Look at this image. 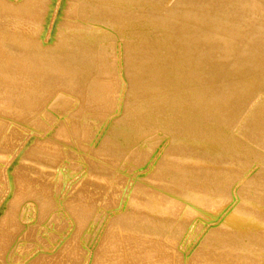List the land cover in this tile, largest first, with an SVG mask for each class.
I'll use <instances>...</instances> for the list:
<instances>
[{
    "label": "bare ground",
    "instance_id": "1",
    "mask_svg": "<svg viewBox=\"0 0 264 264\" xmlns=\"http://www.w3.org/2000/svg\"><path fill=\"white\" fill-rule=\"evenodd\" d=\"M59 1L61 5L68 0ZM170 1L172 0H79L73 15L80 20L84 16L85 20L81 21L91 25H61L60 33L68 29L72 34L69 33L68 38L45 44L43 41L46 26L51 28L55 24L54 29H58L53 20L50 25L47 22L51 10L48 0H18V3H14V0H0V28L3 30L0 38V84L5 85L4 91H0V111L9 110L13 121L20 115L21 107H26L29 115L33 114L38 101L48 90L62 89L67 90L66 93L70 91L79 95L82 98L83 110L90 108L95 113L104 111L102 101H113L108 97L109 94L102 95V90L107 86L106 81L111 76L105 71L106 63L100 46H104L100 43H105L111 36L97 28V25L114 32L118 40V51H122L125 45L127 52L125 70L129 82L127 79L124 87H127L128 104L124 107L122 120L116 126L121 125L128 129L131 127L132 131H129L133 132L138 128L142 130V125L145 124L143 130L147 131L146 128H149L150 124L163 123L166 112L171 114L168 121L171 128L169 126V129L165 130L168 131V138L165 142L161 141L168 147L165 151L159 150L158 154L162 152V159L160 157L157 166L148 164V169L152 168L151 171L147 177L138 179L143 183H136L128 192L135 176L131 179L127 176L124 181L121 179L123 182L118 189L115 188L114 193H104L113 199L125 195L119 202V207L120 210L126 209L112 220L107 227L108 232L103 243L91 253H87L82 264H227L226 260L230 259L238 264V261L246 259L249 262L255 252L264 253V239L259 238L262 233H258L259 237L254 235L249 238L246 231L250 227L247 230L244 227L246 231L242 230L248 220L256 221L259 224L257 226H261L260 220L264 218L261 214V209L264 208V193L259 192V197L257 196L258 190L251 178L252 181L248 184H251L250 187L255 185L253 190H256L255 193L250 191L254 193L252 196H249L250 192L249 195L247 192L246 196L244 194L243 189L247 185L238 190L236 187L231 189L234 177L239 176H236V171L242 168L247 158L251 159L247 160V163L252 161L257 165L261 160L264 161V155L258 153L260 149H252L249 141L250 135H260L259 142L264 153V100L251 108V101L264 94V78L259 79L264 71V0H178L176 9L170 12L171 19L168 22H163L159 15H155L147 24L137 20L133 13L123 10L124 4L143 8ZM126 28L131 30L126 31ZM151 52L155 53V59L152 66H147L145 57ZM16 62L23 63L24 68L20 66L11 69L12 64ZM171 72L177 73L172 79L169 78ZM262 75L264 77V73ZM31 81L32 85L29 86ZM178 85L182 86L181 92L184 91L180 96L175 94V87ZM59 106H56L57 110ZM245 106L246 111L253 109L251 114L246 118L238 116L233 125L232 114L240 113ZM54 109L55 106L48 108L49 111ZM147 116L151 118L148 120ZM65 125V131L72 138L75 131L73 126L68 123ZM115 129L116 127L112 131ZM152 129L154 130L155 126ZM156 130L162 131L155 129L154 133ZM136 131L133 132L134 135ZM151 131L147 132V135ZM143 132H139V135ZM130 137L128 138L132 139V135ZM139 138L136 140L133 136L135 140L131 142L139 141ZM253 140L254 138L251 139ZM129 142L130 140L127 144ZM121 145L123 147V144ZM134 145L130 147L133 148ZM153 145L157 144L153 143L151 146ZM78 147L81 148L80 145ZM157 147L148 148L153 150L152 148ZM149 155L150 153L147 156ZM137 156L139 159L140 155ZM153 158L155 159V155ZM131 159L138 161L134 157ZM141 163L138 166H141ZM153 163L155 164L154 161ZM34 164L39 177L51 176L43 171L47 169L40 163ZM13 171L14 169L11 173ZM108 172L106 174L109 176L105 173L89 172L85 180L90 182L89 184H98L108 190L109 177L112 178L109 174L112 172ZM199 172H203L200 173L201 177ZM204 172L216 176L214 179L219 176L224 178L211 182L210 177L203 181ZM262 172L258 174L261 173L262 176ZM9 173L6 174V188L11 190L18 185L19 172H14L13 176ZM259 175H256L257 178H260ZM204 176L207 178V175ZM256 176L254 174L253 178ZM261 178L257 180L258 183ZM50 179L48 178L49 181ZM191 184L196 187H190ZM26 185V180H21L19 190L25 192ZM249 186L247 188H250ZM97 189L104 190L101 187ZM47 191L50 192L49 188ZM47 193L34 190L32 196H48ZM98 197L100 198L101 194ZM97 199H92L89 190L82 186L68 200L73 216L79 223L82 222L75 233L87 224L85 210L93 206ZM238 201L239 204L234 206ZM113 204L115 205V202ZM11 210L12 208L7 206L0 210V224L3 225L6 219L11 217ZM38 212L43 213V210L39 208ZM258 213L263 217L260 215L262 218H258ZM253 221H250L252 225ZM186 222H202L205 228L217 222L218 226L210 230L194 252L186 254L185 251L180 253L177 250V243L186 242L188 239L187 236L181 239V229L185 228ZM26 231L27 229L13 226L5 233V238L11 235L15 238L18 233L25 234ZM244 231L248 240H244L246 243L241 245ZM79 244L72 239L64 245V249L58 250L54 255H33L29 264H72V254L78 250ZM8 247L5 250H8ZM47 248L46 245L45 251H48ZM233 251H241L243 254H234ZM2 253L3 258L4 254H8L4 251ZM244 253L247 255L244 256ZM260 256L262 255H259V258L253 257L252 261H261ZM9 257H5L6 260ZM3 258L0 255V264Z\"/></svg>",
    "mask_w": 264,
    "mask_h": 264
},
{
    "label": "rangeland",
    "instance_id": "2",
    "mask_svg": "<svg viewBox=\"0 0 264 264\" xmlns=\"http://www.w3.org/2000/svg\"><path fill=\"white\" fill-rule=\"evenodd\" d=\"M48 1H49L51 10L48 14L47 22L50 25L51 21L53 20L54 22H56L58 29L57 30L54 29L56 26L55 24H53L51 28H48V26H46L47 28L45 29V40L43 41V43L45 44L54 43L57 40H60L62 38H66L67 36H69L70 30L68 31V29H66L63 33H60L61 31H59V28L61 25L70 26V25L81 24V23L83 24V26L91 25L88 22L81 21V20H85L83 19L84 16L80 20V18L76 19L75 16L73 15L75 6L77 5V2L79 0H68L67 2L61 5H60L59 0H48ZM177 1L178 0H172L170 1V3H163L162 5L154 4V5L145 6V7L143 6V8H137L132 4L130 5L124 4L123 10L127 13L128 12L133 13L134 17L137 18V20H140L141 22L146 23V24L148 21L153 20L155 15L157 16L159 15L158 17L161 18L163 22H168L171 19L170 12L173 11V9H176L175 4L177 3ZM14 3H18V0H14ZM158 12H161V14H157ZM96 27L104 30L105 32L109 33L111 36L109 40L106 41L105 43L104 42L100 43V44L103 43L104 46L97 44L98 46L99 45L102 46L101 47L103 51L102 54L104 55V59H105L104 62L106 63L105 71L109 76H111L106 81L107 86L104 87V91L102 90V95L105 93L109 94L108 97L112 99L113 101L111 100L109 101L107 100L105 102L102 101L101 104H102V107L104 108V111H102L101 113H95V112H92L93 110L90 108H86L83 110L81 96L76 95L70 91H68L70 94L66 93L67 90L65 91L62 89L46 91V93H44L42 97L40 98V100L38 101L37 106L35 108L36 110L33 112V114L29 115L28 109L26 107H21L19 111L20 115L16 116L18 118H15L14 121L9 116L10 115L9 110L0 111V210L7 206L10 209L12 208L11 211L13 213L12 214L13 216L11 215L10 218H7L3 225L0 224V240L3 238L1 240L3 242L0 241V253H1L0 255L3 258L2 251L8 254H10L11 252L10 255L7 254L8 256L4 254V258L9 257V256L10 257L9 259L7 258V260L6 258L5 259L3 258L2 261L4 263L2 262V264H6V263L8 264H29L33 255L34 256L42 255V254L54 255V253L57 252L58 250L64 249L65 248L64 245L72 241V239H75L76 242L80 244L78 245V250L72 254L71 263L72 264H82L83 259L87 256V253H91L94 249H96V247L99 244L103 243L102 241H104L107 236L108 225H110L112 220L115 217L121 215L124 212V209H126V208H122L120 210V207H119L121 204L119 202H121V199L124 198L125 195H120L119 197L116 196L113 199L112 197L109 198V195L108 196L104 195V193L106 191H107L106 192L107 194L114 193L113 191H115V188L118 189L120 187V184L124 181V178H126L127 176H129L127 178H130V179L133 177V175L135 176L134 177L135 180L130 185V189L128 188L129 189L128 192L131 190L132 187H134L136 183L142 184L143 182H140L139 180L141 179V177L142 179L143 177L144 178L147 177L148 173L152 169V168L148 169L149 165L150 166L152 165L153 167L154 165L157 166L158 162L162 159V152L158 154L159 150L165 151V149H167L168 147L167 144L163 145L162 142H165L168 138L167 137L168 131H165V130H168L170 126L169 125L170 122H168L171 117L170 112L165 113L166 119L163 123L158 122L157 124H150L151 126H149V128H146L147 131H144L146 127L145 124L142 125L144 130L141 126L140 128H142V130L139 128L138 130L136 128L138 131V134H137V131L134 129V131H136L135 135L133 133L134 131L131 132L132 131V129H130L131 127L128 129L127 127H124L121 125H118V127L116 126L117 124H119L120 120H122L124 107L128 104L127 87L126 86L124 87L127 79L129 82V78L127 77V71L125 70V60H126L125 58L127 56L126 54L127 52L125 51L126 47L124 45V48L121 49L122 51L119 52L117 45H116L118 40H117V36L115 35V33L100 25H97ZM130 30L131 29L126 28V31H130ZM2 33H3V30L2 28H0V38L3 35ZM153 56L155 57V53L153 52L148 53L146 55L145 61H146L147 66H152L151 64L153 63L155 59V58L153 59ZM20 66L21 68H24L23 63L20 64L19 62H16L12 64L11 69L14 70L16 68H19ZM120 69L122 71H120ZM262 72L264 73V71ZM175 74L171 72L169 75V78L172 79ZM262 74L259 76V79L261 78L260 80H263L262 78H264ZM31 83L32 81L28 83L29 86L32 85ZM209 85L211 87V83ZM181 87L182 86L180 85L175 87L176 96H180L181 94H183L184 91L181 92L182 90L180 89ZM4 88H5V85L0 84L1 93L4 91ZM155 95H159V93H155ZM263 100H264V94H261L259 97L251 101L252 107L251 105L250 107L254 108L253 106H257L258 103L262 102ZM54 106H55V109L53 111L48 110V108L50 107L54 108ZM56 106H59L58 110H57L58 107ZM117 107H120V109H117ZM251 110L246 111V106H245L243 107V110L240 112L241 114L240 113L236 114L234 112L236 115L232 114L233 125H234V122L237 121V119L240 116L243 118L249 117V115L252 112ZM43 113L45 115H43ZM234 116L235 118L237 117L236 120H234L235 119ZM147 118L149 120L151 117L147 116ZM65 123H68L69 125L73 126V130H75L73 131V134L75 137L73 135H72V138L71 136H68L67 132L65 131L66 126H67L65 125ZM152 125L155 126V129H159L162 131L159 132L156 130L157 132L154 133L155 129L154 130L152 129L154 127ZM114 126L116 127L117 131H115L116 129L112 131V129L115 128ZM121 128H124V130ZM80 129L83 131H81ZM149 130L151 131V133H148L147 135V132H150ZM109 131H110V134H109ZM164 131H165V134H163ZM139 132H143V133H140L139 135ZM111 133L112 135H115L117 137L112 136ZM130 134L132 135V139L128 138L131 136ZM109 135L111 138L109 137ZM121 135L123 136L121 137ZM124 135H125L126 140L124 138ZM143 135H146V136H143ZM133 136L135 137V139L136 138L138 139L141 136L142 137L139 138V141H135L136 142L135 143L133 142L135 140L133 139ZM250 136L251 137L249 141L251 142L250 145H252L251 146L252 149L256 150V147H258L257 151L259 149L261 150V146L259 142V140L261 139L259 138L260 135H258L259 137H257V135L256 136L254 135V137L253 135H250ZM73 137L76 140H74ZM252 137L254 138L255 141L254 140L251 141V139H253ZM127 138L128 140H130L128 144H127V141H128ZM111 139L116 140V142ZM122 139H123V142H122ZM118 140L120 143L118 142ZM131 140H133L132 141L133 143L131 142ZM73 141L74 142L77 141L76 143H79V144H76ZM111 141L113 142L111 143ZM117 142H118V145L120 144V146L118 145L115 146ZM254 142H256V144L253 145L252 143ZM109 143H110V146L112 145L111 149H110ZM153 143L157 145L151 146ZM121 144H123V147H121L122 146ZM132 144H135L133 148L132 146L130 147V145ZM79 145L82 149L81 148L78 149ZM127 145L129 146L128 149H127ZM117 146L118 148L121 147L122 150L119 148V151H118ZM147 146L149 148L157 147V146L158 147L152 148L153 150H151ZM76 148L78 149V151ZM260 150L258 151V153H260L261 155L262 154L264 155L262 150L261 151ZM143 151L146 153H144ZM136 152L137 153L139 152L138 154L141 157ZM149 153L150 155L147 156ZM151 153L153 157L155 155V159L151 156ZM135 154L136 156L137 155L139 156V159L140 158L142 159L139 161V159L136 158V156H134ZM141 154H143V156L145 154L146 155L143 157ZM112 156L114 157L116 156V157L112 158ZM133 157L134 159H138V161L132 160L131 158ZM145 157L148 160H145L146 159ZM247 160L248 161L251 160L250 157L249 159L247 158ZM247 160H245V164L242 166V168L236 171V176L237 175L239 176H237V178L234 177V179H233V176L235 174L231 176L232 178L230 180L232 181L233 179V183H234L233 184L232 182H230V184L231 183L233 184L231 189L233 187H236V189L238 190L244 187V185H247V187L249 185L251 186V184H248V183H251L252 181L250 180L251 178L253 179V181H255L256 190H258V192L255 190L256 194L257 193L259 194V192L264 193V189H263L264 182L262 181L264 180L263 178L264 172H262V169L264 170V167H263L264 161L261 160V163H258L259 165L258 166L252 161L247 163L248 162ZM133 161L135 162V165ZM153 161L155 162V164L153 163ZM34 162H38L43 167H45V169L47 170H43V171H46V173H48L51 176L46 177V175L45 176L42 175V177H39L38 170H35L34 168L36 167ZM139 162L140 163L142 162L141 166H138L140 165ZM248 164H250L251 166ZM136 166L138 167L136 168ZM12 169H14L13 173H11ZM108 170L109 172H112L115 174L109 173ZM135 171H137L138 173ZM260 171L262 172L263 177L260 176L261 173L260 175L258 174V172ZM14 172L16 173L19 172L18 173L19 174L18 185L16 184L15 188L8 190L6 188V184H7L6 174L9 173L11 176H13ZM89 172H96L98 174L105 173L106 176L108 175L106 174L107 172L111 174L110 176L112 178L109 177L110 189L108 188L107 190L105 189L106 187L103 188L101 185H98V184L93 185V184H89L90 182H86L85 177ZM200 173L202 174L203 172H199V175ZM254 174L255 176L259 175L260 178L262 177L261 182L260 181L259 183L257 182V180H260L259 177L257 178L256 176L257 180H255L256 178H253ZM204 175H207V178H205L206 176ZM204 175H203L204 179L200 178V180L203 179L204 181L212 177L211 179H209V181L211 180V182H214L216 181L217 178L218 179L224 178L218 175L219 177L214 179V177L216 176L213 177L211 173L207 174L205 172H204ZM48 178L49 179L51 178L50 181L48 180ZM121 179L123 181H121ZM227 179H228V176H227ZM21 180H26L27 185H26L25 192L19 190V184L21 183ZM118 180H120L121 182L119 183ZM111 181H113V183ZM261 184L263 185V187ZM187 185L189 186L190 184H187ZM193 185L191 184L190 187H192ZM82 186L89 190L90 194L92 195V199L96 200L97 198H99L98 196H100V194H101V197L99 198V200L97 199L98 200L97 202L94 201L95 204L93 206L91 205L90 208L88 209L84 208L86 209L84 214L87 216V220H86L87 224L79 232L75 233V230L80 226L82 222L79 223L77 219L73 216L72 212L69 209L70 205L68 204V200H70V198L78 190H80ZM97 187H101L102 189H104L103 190L104 192L101 191L100 189H97ZM247 187L246 188L244 187L243 189L244 194L246 192L247 193L250 192L251 190L254 191L253 189H255L253 187H250V188H247ZM257 187H259L260 189H258ZM47 188H49L51 194H49L50 192L47 191ZM34 190H41L43 192L45 191L46 193L47 192L49 193H47L48 196L46 195V196H41V197H34L32 196V191ZM52 192H54V194H52ZM252 193L250 192V195L249 193L248 195L252 196L254 194ZM246 195L247 194H245V196ZM59 196H62V197L59 199H56ZM241 196H244V195H241ZM114 202H115V205L117 204L119 205L114 207L115 206L113 204ZM238 204H239V201L234 206H237ZM39 208L43 210V213L38 212ZM263 209H261L262 213L261 211L260 213L264 215ZM0 214H1V211H0ZM261 214L258 213L259 216ZM263 215L261 216L263 217ZM261 216L258 218H262ZM262 220H260V225H261L260 227H258L259 224L258 222L256 223V221H253V220H248V222L245 221L247 225L244 224L243 227L241 226L243 229L242 228L241 229L247 230L250 227L249 229L252 228L251 230L249 229L247 231L245 230L246 232H248L247 235L249 236V238L254 235H256L254 237H259L262 233L261 237L259 238L264 239V231H263L264 230V220L263 221ZM250 221L251 222L253 221L254 225H252L253 223H251ZM13 226L14 227L17 226L18 228H22V229H27V231L25 232V234L24 232L18 233L15 238H13L14 236L12 235L11 237L9 236L8 238H5L6 237L5 233L8 230H10L11 227ZM217 226H218L217 222L211 223L208 228H205V224L202 222H195L192 224H189L188 222H186L185 228L181 229L183 230L184 233L182 231L180 232H182L183 234L181 235L182 237L181 239H183V237H186V236L188 239L185 240L186 242L177 243L178 252L184 253L185 251L186 254H190L194 252L198 248L200 243H202L205 240L210 230L216 228ZM260 229L262 230L260 231ZM245 231L243 232V234L245 233ZM251 231H254V232H251ZM255 232H257V234ZM258 233H260V235H258ZM247 235L243 236V240L241 243L239 242L241 245L246 243V242L245 243L243 242L244 240H248V238H246ZM12 240H15V241H12ZM8 242L10 243V245ZM2 243L4 245H2ZM6 244H8L9 247L5 246ZM46 245L48 247L47 248L48 251H45L44 249L46 248ZM6 247H8L10 250L8 248H7L8 250H5ZM231 247H234V246H231ZM235 248L236 246L234 247V249ZM236 252L237 251L235 252L233 251L234 254H236ZM257 253L259 252H255L253 254L254 256L251 255V257L259 258L258 256L262 255L260 256L261 261L257 259L255 260L253 259L252 261V258H250L249 256L250 258V261L248 260L249 262H247V259H246V260L238 261V264L240 262H241L240 264H242L243 261H244L243 264L245 263L260 264L264 260L262 259V257H264L263 256L264 253L263 252L259 253V255H257ZM237 254L240 255L243 253L239 251V253L237 252ZM245 255L247 254L244 253V256ZM230 260L229 261L226 260V263L229 264L230 262L233 261V260L231 261ZM234 261L232 262V264L234 263L237 264V261L236 262ZM261 264H264V262Z\"/></svg>",
    "mask_w": 264,
    "mask_h": 264
}]
</instances>
